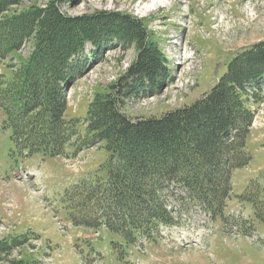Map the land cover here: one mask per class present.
Instances as JSON below:
<instances>
[{
    "label": "rangeland",
    "instance_id": "1",
    "mask_svg": "<svg viewBox=\"0 0 264 264\" xmlns=\"http://www.w3.org/2000/svg\"><path fill=\"white\" fill-rule=\"evenodd\" d=\"M56 1L22 0L3 16L51 3L69 17L119 12L141 21L152 47L166 57L159 88L125 100L122 110L133 118L160 117L194 103L237 52L264 40V0H158L150 11L142 8L153 0ZM35 34L0 57L4 79H13L31 56ZM138 49L136 40H113L95 53L92 40H84L89 68L66 87L65 119L74 134L62 154L20 147L0 108V264H264V93L252 106L255 118L244 150L250 159L233 168L232 192L219 216L171 184L163 192L164 206L177 224L161 225L152 238L72 222L67 190L108 176L106 143L87 129L89 104L125 75Z\"/></svg>",
    "mask_w": 264,
    "mask_h": 264
},
{
    "label": "trees",
    "instance_id": "2",
    "mask_svg": "<svg viewBox=\"0 0 264 264\" xmlns=\"http://www.w3.org/2000/svg\"><path fill=\"white\" fill-rule=\"evenodd\" d=\"M21 1L0 0V57L16 51L34 32L37 43L13 79L0 74V108L17 144L31 153L62 154L72 139L65 91L89 68L85 39L92 40L95 53L113 40H136L139 46L125 75L89 104L87 129L106 143L108 176L67 190L72 222L106 225L132 239L137 232L151 236L161 224H176L164 206L163 192L171 184L206 210L221 213L232 192L233 168L250 159L244 150L255 118L252 106L264 93V40L237 52L194 103L160 117L133 118L122 110L125 100L151 95L167 69L161 68L166 57L152 47L141 21L107 11L69 17L55 3L3 16Z\"/></svg>",
    "mask_w": 264,
    "mask_h": 264
},
{
    "label": "bare ground",
    "instance_id": "3",
    "mask_svg": "<svg viewBox=\"0 0 264 264\" xmlns=\"http://www.w3.org/2000/svg\"><path fill=\"white\" fill-rule=\"evenodd\" d=\"M157 1L158 0H153L152 2L147 3L145 6H143L142 10L143 9H146V10H149L150 11V10H153L154 8H157L158 7V4L157 3H159ZM188 57H189V55H188Z\"/></svg>",
    "mask_w": 264,
    "mask_h": 264
}]
</instances>
